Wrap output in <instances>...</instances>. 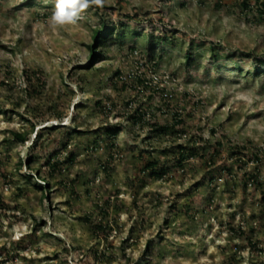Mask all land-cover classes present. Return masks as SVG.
Returning a JSON list of instances; mask_svg holds the SVG:
<instances>
[{"label": "rangeland", "instance_id": "1", "mask_svg": "<svg viewBox=\"0 0 264 264\" xmlns=\"http://www.w3.org/2000/svg\"><path fill=\"white\" fill-rule=\"evenodd\" d=\"M242 1L105 0L53 27L54 0H0V264H264V161L252 158L264 150V59L247 55L264 54V8ZM103 17L115 33L92 61ZM25 70H42L41 95L27 93ZM162 94L173 95L167 112ZM139 106L149 122L129 118ZM176 111L185 133L151 131ZM34 124L29 142L15 139ZM181 144L206 159L176 165ZM233 144L248 146L246 164L229 156ZM54 154L64 171L52 178ZM152 160L163 177L142 171ZM246 172L263 184L244 187Z\"/></svg>", "mask_w": 264, "mask_h": 264}, {"label": "trees", "instance_id": "2", "mask_svg": "<svg viewBox=\"0 0 264 264\" xmlns=\"http://www.w3.org/2000/svg\"><path fill=\"white\" fill-rule=\"evenodd\" d=\"M260 0H257V3H260ZM250 3L248 2V0H243L242 1V7L243 8H247L250 9ZM261 6L264 8V0L261 2ZM95 8H105L107 9V7L105 5H103V7H96ZM111 9V8H108ZM264 13V11H263ZM160 21L164 24L165 20H163L162 18H160ZM167 32V31H166ZM115 33V25L113 22L107 20L105 17L102 18V22L100 26H97L94 30L93 33V39L95 41V45H91V59L92 61H95L96 58V54L100 53L97 52V50H101L104 43L110 38L112 37V35ZM248 57L250 58H258V59H264V54H260V56H258L257 53L255 52H250L247 53ZM98 57V56H97ZM157 58V56L155 55H151L149 58V61L152 62V67H155L157 65V62L155 61ZM150 70H154V68L150 67ZM29 87L27 88V93L31 96H39L41 95L46 86H47V80L44 78L43 76V72L42 70H34V71H29V70H25V74H24ZM121 72L117 71L116 72V77H117V81L122 82V87L123 88H127V83L123 80H121ZM117 83V82H115ZM114 83V85H115ZM137 83L139 84L138 87V92L141 93V89L146 88L149 89V82H147L146 79H138ZM116 86V85H115ZM163 100V105L159 106L158 108L160 109V111H164L167 112L168 109L170 108L169 106V102L172 101L173 99V95L172 94H162L160 97ZM150 99H153V96L150 97ZM136 100H131V102H128L127 105L130 107H133V104L135 103ZM98 106H101V102H97ZM161 107V108H160ZM164 109V110H163ZM152 113L150 111V107H144V106H139L138 108L134 109L131 111V114L129 116V118L135 123V124H139V123H147L149 122L148 118L149 116H151ZM60 119H63V117H60ZM174 122L173 123H167V124H162V123H158L155 122L153 124H151V131L156 134L157 136H167L168 138L173 137V136H178V135H182L183 133L186 132V130H184L183 128H179L177 129V127L184 125L185 121L183 120V115L182 112H174V118H173ZM36 129V125L34 124L33 130L31 132H17V131H13V136L15 137V139L23 144H26L27 142H29L30 137L29 135L31 133H34ZM213 133H216L215 130L212 131ZM202 139V138H201ZM68 145V144H67ZM151 145V144H150ZM108 146L112 149V150H116V148L118 147L114 141L110 140L108 143ZM224 147V142L220 141L217 143V147L214 149L213 151V155L210 157L209 164H213L215 161V157H219L221 155V151L222 148ZM229 149L231 150L230 153V157L232 158H237L236 162H240L242 164H246L245 160H243V150L248 149V146H244L243 150L241 148H238V146H234L231 145L229 146ZM204 151L201 152L200 148L196 147V146H186V145H178V147L176 148V151H174V155H173V160L175 162L176 165L183 167L185 162L189 160V158L191 157H195V156H200L202 159H206V154H204L206 149H203ZM234 150V151H233ZM115 155V154H114ZM113 154H111V157L114 156ZM68 158L66 161L74 163L76 160V156L74 154L71 153L67 155ZM54 157H57V154H54L53 156H51L47 161H46V166L48 167V174L49 177L55 178L57 175L62 174L64 171V161L60 160V159H54ZM239 157V158H238ZM252 158L253 160L257 161V163H262L264 161V150L262 148H257L253 154H252ZM54 159V160H53ZM207 161V162H208ZM107 164V163H106ZM104 164V169H106V171H109V169L107 168V165ZM257 169H259V167L257 166ZM142 171L144 173H146L147 171L150 172V174L152 176L155 177H163V175L166 173L164 170V167L160 166V162L157 160H152V161H147L144 164V167L142 169ZM228 173L232 174V171L230 169H227ZM259 172V171H257ZM246 175V176H245ZM49 179V178H48ZM243 180H244V187H247L248 184L252 181V183L255 184H263V181L260 180V175L259 173H253V172H249V173H245L243 176ZM43 183L49 184L48 181L49 180H42ZM45 184V185H46ZM43 190V197H48L47 195V188L45 186L42 187ZM263 200H264V196H263ZM88 220V219H86ZM90 223H92V225L94 226V228L96 230H100L102 232L106 231L107 226L103 225V223L100 221L99 223H94L92 222V219L89 218ZM235 230V228H233ZM233 230V231H234ZM237 231V230H235ZM241 235H246L249 238V235L247 233H245L244 231L239 230ZM251 245L256 247L257 243H254L252 240L250 241ZM22 249H24L22 247Z\"/></svg>", "mask_w": 264, "mask_h": 264}, {"label": "clouds", "instance_id": "3", "mask_svg": "<svg viewBox=\"0 0 264 264\" xmlns=\"http://www.w3.org/2000/svg\"><path fill=\"white\" fill-rule=\"evenodd\" d=\"M104 3L105 0H54V9L50 17L51 26L75 24L89 7H103Z\"/></svg>", "mask_w": 264, "mask_h": 264}]
</instances>
